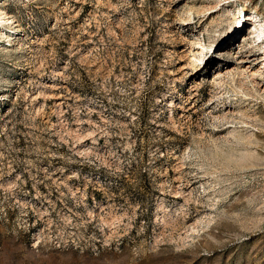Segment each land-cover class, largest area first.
<instances>
[{"label": "rangeland", "instance_id": "obj_1", "mask_svg": "<svg viewBox=\"0 0 264 264\" xmlns=\"http://www.w3.org/2000/svg\"><path fill=\"white\" fill-rule=\"evenodd\" d=\"M262 25L264 0H0V264H264Z\"/></svg>", "mask_w": 264, "mask_h": 264}, {"label": "bare ground", "instance_id": "obj_2", "mask_svg": "<svg viewBox=\"0 0 264 264\" xmlns=\"http://www.w3.org/2000/svg\"><path fill=\"white\" fill-rule=\"evenodd\" d=\"M249 15H247V14H245V18L246 19H250L251 17L249 16ZM253 19V18H252ZM255 21H258V20H255ZM246 23V20H241V18L239 17L238 18V20H237V22L232 26V28L229 30V32L223 37V39H222V41H221V47H223L227 42H228V40H234L233 42L234 43H236L238 40H236V38H238V37H243V38H246V34H244L243 36H241V35H239V33H240V31H241V29L243 28V25ZM257 23V22H256ZM262 24V23H261ZM254 32H255V35L257 36V39H259V38H262V40L264 41V37H263V35H264V28H263V25H262V27H257L255 30H254ZM254 35V34H253ZM225 43V44H224ZM223 49V48H222ZM182 50H185V49H182ZM183 52V51H182ZM189 53V52H188ZM197 53V52H196ZM184 54H187V53H184ZM184 54H183V56H184ZM263 55H264V51H263ZM257 55L256 54H251V55H249V56H247V58L244 60L245 62H249V61H251V60H255L257 57H256ZM185 57H187V56H185ZM264 60V59H263ZM262 62H264V61H262ZM264 64V63H263ZM184 67H185V65H183ZM187 66V65H186ZM179 69V68H178ZM254 72L255 71H253V74H254ZM263 72V71H262ZM261 72V73H262ZM186 73V72H185ZM194 89V88H193Z\"/></svg>", "mask_w": 264, "mask_h": 264}]
</instances>
